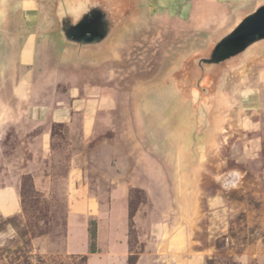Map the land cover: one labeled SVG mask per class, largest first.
I'll return each mask as SVG.
<instances>
[{
	"label": "rangeland",
	"instance_id": "374dc122",
	"mask_svg": "<svg viewBox=\"0 0 264 264\" xmlns=\"http://www.w3.org/2000/svg\"><path fill=\"white\" fill-rule=\"evenodd\" d=\"M168 3L169 0H159L156 7L148 9L149 15H155V18L158 6L163 8ZM30 14H41L46 19L42 23L35 21L25 25L23 22L17 26L23 30L17 45L18 63L21 64L20 59L29 58L25 50L32 45L26 42L23 46L25 38L29 36L30 42L35 38L32 34H39L35 59L27 65L33 69L36 65L38 75L42 68L58 63L56 52L46 44L42 35L56 30V23L46 0H40L39 6L23 10L19 15L25 19ZM190 18L181 21L179 15H174L153 28L146 27L133 33L134 29L126 39V42L129 39L133 42L122 50V60L104 61L98 65L100 70L103 67H109V70L114 67L112 73L118 70L116 74L120 79L111 82L122 84L118 88L126 101L120 109L128 111L130 118L117 119L113 129L86 142L78 141L77 136L74 140L65 124L52 126L50 154L30 163L32 173L20 176L21 211L0 215V264H86V256L66 252L69 196L75 187L69 174L72 169L70 161L74 154L80 153L82 169L87 177H93L86 184L91 183L93 190L105 195L114 184L109 183L102 173L104 167H97L94 163L105 157L106 150L112 146L137 149L132 151L133 158L144 150L161 163L157 202L166 207V196L171 195L179 229L190 222L192 246L188 254L199 252L204 256L203 264H264V52L233 72L224 86L222 98L225 103L217 111L218 127L209 155L200 157L204 165L199 166L196 174L199 183L195 186L187 181L186 135L174 140L171 139L173 131L163 127L151 131L149 118L139 110L138 96L146 85L166 73L167 64L179 49L203 36L202 32L195 31L199 26L193 25ZM175 45L174 53L170 54ZM7 61L5 59L0 65V97L4 100L13 94L10 75L3 71ZM74 63L70 66L73 69ZM23 73L20 70L19 77ZM36 75L32 78L36 79ZM24 84L21 90L24 93L31 91V82ZM43 89L47 93L67 90L62 85ZM5 111L0 108L2 115ZM24 137L10 121L0 119V186L12 181L13 176L17 177L26 167L31 152L26 149ZM255 139L258 140V149L250 152L251 141ZM232 172L239 176L237 183H223ZM219 194L226 200L224 206L212 201L208 204L209 197ZM189 202L191 207H188ZM143 203H149L147 192L138 187L131 188L130 208L137 210ZM130 227V242L135 248L137 233L131 222ZM170 235L166 229L159 241L163 252L170 246ZM135 258L131 256V264Z\"/></svg>",
	"mask_w": 264,
	"mask_h": 264
},
{
	"label": "crops",
	"instance_id": "0c3cea01",
	"mask_svg": "<svg viewBox=\"0 0 264 264\" xmlns=\"http://www.w3.org/2000/svg\"><path fill=\"white\" fill-rule=\"evenodd\" d=\"M150 1V7H156L159 0ZM236 1L238 0H169L165 7L158 6L155 18H153L155 15L150 16L147 10L143 25L132 31L134 33L141 32L146 27L153 28L157 23L179 15L181 21L191 17L193 25L199 26L195 31L204 32L222 19ZM131 33L124 34L107 56L100 59L84 58L80 61L66 58L56 44L51 43V38L43 33L46 44L51 45L56 52L58 63L42 68L38 75L36 65L34 69L27 65L35 59L37 53L35 44L39 34H32L35 38L28 42L32 47L25 50L27 53L23 50L29 58L20 59L21 64L18 63V55L14 58L11 55L8 57L0 51V65L5 59L8 60L3 71L9 73L13 88V94L8 99L0 97V108L6 110L3 115L0 113V119L10 121L19 133L25 135L24 144L27 151L31 152L24 171L17 177L13 176L12 181L6 185L0 186V215H13L21 211L20 176L22 173H32L29 170L30 163L50 154L54 124L67 125L74 140L77 136L78 141L86 142L105 130L113 129L117 119L130 118L128 111L120 109L121 104L126 101L118 88L122 84L116 85L111 82L120 79L116 74L118 70L112 73L114 67H110L111 71L109 67L100 70L98 65L104 61L122 60V50L133 42L132 39H129L130 43L129 40L126 42ZM176 46L171 48L170 54L174 53L172 49ZM72 62H75L73 64L75 69L70 67ZM20 70L25 72L21 77L18 74ZM35 75L36 79H33ZM29 82L31 91L24 93L21 86ZM51 85L58 88L61 85L66 86L67 90L61 92L52 90L51 93H47L48 91L43 88ZM257 146V139L251 141L249 151H256ZM133 150L137 149L129 146H112L106 150L105 157L95 161V166L104 167L102 173L107 181L114 184L105 195L99 190H93L91 183L86 184L88 180L92 181L93 177L91 175L87 177L85 170L82 169L81 154L77 152L71 158L72 169L69 174L75 187L69 196L66 252L86 256V264H131V256H136L133 264H203L204 256L199 252L188 254L192 246L189 240L192 234L190 222L179 229L178 214L173 212L171 195L166 196V207L160 206L157 202L161 163L144 150L133 158ZM238 179V174L232 172L225 177L223 183L227 181L237 183ZM191 183L194 186L199 183L197 175L192 178ZM133 187L144 189L149 196V203L141 204L133 217L137 233L135 248H132L130 242L129 217L130 189ZM211 201L221 207L226 204V200L220 194L209 197L208 204ZM188 207H191V202ZM91 220L96 222L95 252L90 250ZM166 229L171 232V241L167 251L163 252L159 241ZM173 231L175 233L172 234Z\"/></svg>",
	"mask_w": 264,
	"mask_h": 264
},
{
	"label": "water",
	"instance_id": "95a60500",
	"mask_svg": "<svg viewBox=\"0 0 264 264\" xmlns=\"http://www.w3.org/2000/svg\"><path fill=\"white\" fill-rule=\"evenodd\" d=\"M46 2L56 30L44 34L66 58L77 61L107 56L124 34L143 25L151 5L150 0ZM39 3L0 0V51L8 57L19 55L17 45L23 35L19 24L45 22L46 16L41 14L25 19L19 15ZM202 33L201 38L179 49L166 73L147 84L138 96L139 110L149 118L151 131L163 127L173 131L174 140L186 135L187 181L192 186L191 180L203 163L200 157L208 154L218 127L217 111L225 103L224 86L233 72L264 52V0L236 1L222 19Z\"/></svg>",
	"mask_w": 264,
	"mask_h": 264
},
{
	"label": "trees",
	"instance_id": "16d2710c",
	"mask_svg": "<svg viewBox=\"0 0 264 264\" xmlns=\"http://www.w3.org/2000/svg\"><path fill=\"white\" fill-rule=\"evenodd\" d=\"M26 183H24V186H25ZM21 200H22V197H21ZM136 210H132L130 208V222L131 224L133 223V217H134V214H135ZM89 231H90V250L91 252H95L97 250L96 248V237H97V232H96V222L94 220H92L90 222V228H89ZM86 259V257H84Z\"/></svg>",
	"mask_w": 264,
	"mask_h": 264
}]
</instances>
